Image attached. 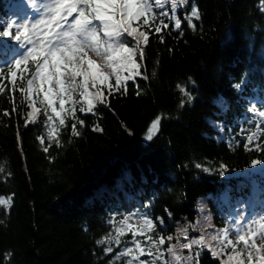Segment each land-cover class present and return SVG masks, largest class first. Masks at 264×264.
Masks as SVG:
<instances>
[{"label":"trees","instance_id":"trees-1","mask_svg":"<svg viewBox=\"0 0 264 264\" xmlns=\"http://www.w3.org/2000/svg\"><path fill=\"white\" fill-rule=\"evenodd\" d=\"M18 2L0 0V21H19ZM192 6L195 27L184 19ZM260 9L261 0H190L178 10L180 29L158 17L169 28L150 32L146 58L137 57L141 75L127 81L126 92L103 89L106 103L93 112L76 105L80 135L71 132L76 119H66L59 147L47 138L43 114L25 125L30 109L18 92L16 112L0 96V198L12 197L0 205V264H124L129 258L117 254L132 246L130 233L120 245L97 241L115 235L113 224L125 216L152 220L151 235L173 237L166 248L186 241L180 231L199 217L200 200H209L212 235L239 220L232 210L264 200V150L255 148L264 146L256 127L264 128V118L248 111L264 110ZM13 43L0 38V55H15ZM157 117L159 129L146 141ZM252 132L257 139L246 150ZM177 250L190 264H220L205 247L196 256Z\"/></svg>","mask_w":264,"mask_h":264},{"label":"snow or ice","instance_id":"snow-or-ice-1","mask_svg":"<svg viewBox=\"0 0 264 264\" xmlns=\"http://www.w3.org/2000/svg\"><path fill=\"white\" fill-rule=\"evenodd\" d=\"M189 3L190 0H33L35 11L31 19L11 23L0 21V27H3L0 38L14 41L16 50L11 57L6 52L0 55V96L6 95L12 104L11 112H16L18 92L19 104H26L30 109L25 125L35 123L43 114L47 138L59 147L60 129L65 126L66 119H76V105H81L80 112H93L97 104L106 103L103 89H108L109 94L121 89L126 92L127 81L141 75L137 57L141 62L146 58L145 47L150 43V32L154 29L155 33H161L169 28L162 19L156 23L158 17L169 16L174 27L180 29L182 20L178 10ZM165 5H170L169 11H156L164 9ZM260 10L264 12V0H261ZM193 18L199 19L195 6L184 17L195 27ZM180 91L185 90L181 87ZM248 111L264 118V110H258L256 106ZM11 112L5 110L3 115L9 116ZM159 122V117L152 121L146 139L153 138ZM77 124L83 126L84 121L76 119L72 123L73 136L80 135ZM256 127L264 136L260 123ZM38 139L44 143L42 137ZM256 139L255 132L249 134L245 149L251 150L249 145ZM255 148L264 150L260 143ZM48 150L44 147L45 152ZM252 163L260 162L253 160ZM11 203V196L0 198V205L10 206ZM130 220V216H125L118 225L113 224L115 235L109 234L105 240L97 241L120 245L121 238L130 233L132 246L117 254L129 258L124 264H190L192 257L180 255L177 249L191 251L193 246L208 247L220 264H264V217L247 221L241 214L240 220H233L231 226L212 235L211 242L201 236L185 243L177 240L176 244L166 248L162 246L173 237L151 235L156 228L152 220L144 218L138 225ZM138 236L144 238L143 242ZM184 238L188 240L186 233ZM104 250L112 252L111 247ZM165 253L170 259L165 258Z\"/></svg>","mask_w":264,"mask_h":264},{"label":"rangeland","instance_id":"rangeland-1","mask_svg":"<svg viewBox=\"0 0 264 264\" xmlns=\"http://www.w3.org/2000/svg\"><path fill=\"white\" fill-rule=\"evenodd\" d=\"M170 8V5H168ZM19 11H21V14L23 15L20 18L19 22H22L24 19H31L34 14V7H33V0H21L18 7ZM174 23V21H173ZM127 75V73H125ZM148 135H145V140ZM198 213L199 217L196 219L195 223L191 225V229L188 230L187 228L182 229L180 232L182 233V236L184 237V234L186 233L188 236V241L191 239H199L201 236L204 237L205 241H209L212 231H210V228L214 224V217L211 213V208L209 205V200H200L198 203ZM232 213L235 214V217H238L239 220L241 219V214H243V217L247 221L252 220H260L262 217H264V201H255L253 199L248 200V203L244 206H241L240 208H236L232 210ZM141 218L139 216H134L131 223L136 224L140 222ZM243 223V221H242ZM196 232H199L200 235L195 236L194 234ZM187 240L185 242H188ZM184 242V243H185ZM203 247H199L198 249H195V246L193 250L189 251L194 253V256L199 253V249H202ZM208 249V247H205ZM159 264V262H158Z\"/></svg>","mask_w":264,"mask_h":264}]
</instances>
